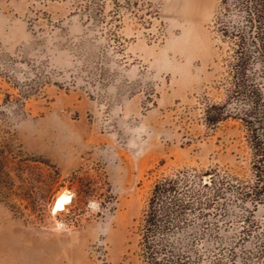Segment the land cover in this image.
I'll return each instance as SVG.
<instances>
[{"label": "rangeland", "instance_id": "rangeland-1", "mask_svg": "<svg viewBox=\"0 0 264 264\" xmlns=\"http://www.w3.org/2000/svg\"><path fill=\"white\" fill-rule=\"evenodd\" d=\"M125 1L103 0L106 22L90 28L76 0H0V135L16 194L0 186V264H143L156 181L220 173L250 191L246 128L223 111L239 103L222 0ZM62 191L71 201L52 213ZM222 192L220 217L208 209L169 237L182 262L264 264V202Z\"/></svg>", "mask_w": 264, "mask_h": 264}, {"label": "trees", "instance_id": "trees-1", "mask_svg": "<svg viewBox=\"0 0 264 264\" xmlns=\"http://www.w3.org/2000/svg\"><path fill=\"white\" fill-rule=\"evenodd\" d=\"M76 1L80 2L78 11L85 18V25L96 28L106 22L102 13L103 0ZM137 2L125 1L128 7L138 5ZM222 5L224 13L218 19L220 31L224 38L232 40L234 44L230 61L229 104L231 101L239 103L236 109L229 110L226 106L223 111L229 114L228 117L239 119L246 128L253 152L255 180L250 191L245 190L233 177L220 173H177L156 181L139 229V256L143 264H184V257L178 254L169 237L183 226L208 217V209L214 210V217H220L219 202L223 198L224 186L235 189L238 199L248 200L254 207L264 202V0H222ZM231 5L236 8L238 18L235 21L227 19L233 14ZM115 12H112L109 23L116 18ZM6 96L8 103H21L24 97L21 93L20 98L11 102L10 95ZM11 141L10 137L0 135V186L7 189V194L16 195L13 179L6 167L11 154ZM204 178L207 181H203ZM51 190L49 188L45 192L50 194ZM22 191L26 200L31 202V191L28 188ZM250 218V211L242 217L244 222ZM251 233L249 227H241L239 240L249 237ZM260 248L262 255L264 243ZM231 249L234 253V248ZM215 263L221 264L219 259Z\"/></svg>", "mask_w": 264, "mask_h": 264}, {"label": "bare ground", "instance_id": "bare-ground-1", "mask_svg": "<svg viewBox=\"0 0 264 264\" xmlns=\"http://www.w3.org/2000/svg\"><path fill=\"white\" fill-rule=\"evenodd\" d=\"M71 201V196L67 191L60 192L54 199L52 206V213H57L59 211L65 210V206L68 205Z\"/></svg>", "mask_w": 264, "mask_h": 264}]
</instances>
